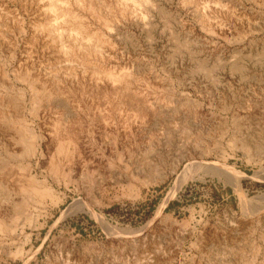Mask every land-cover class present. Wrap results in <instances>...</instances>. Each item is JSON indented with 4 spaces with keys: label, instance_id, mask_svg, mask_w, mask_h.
Wrapping results in <instances>:
<instances>
[{
    "label": "rangeland",
    "instance_id": "rangeland-1",
    "mask_svg": "<svg viewBox=\"0 0 264 264\" xmlns=\"http://www.w3.org/2000/svg\"><path fill=\"white\" fill-rule=\"evenodd\" d=\"M74 1L87 31L111 46L98 61L134 77L132 91L149 110L133 116L110 91L92 90L78 111L73 79L52 76L30 39L39 19L29 6L44 3L0 0V113L13 116L24 103L41 145L27 155L19 143L6 155L0 122V161L16 177L28 167L57 196L54 203L0 190V210L8 207L0 264H261L264 0H153L146 23L132 14L116 21L96 7L88 13ZM35 83L48 98L34 96ZM33 106L38 115L27 111ZM55 121L77 132L80 157L73 145L57 152ZM225 167L236 172L243 202ZM75 201L76 213L63 216ZM12 203L21 213L9 212Z\"/></svg>",
    "mask_w": 264,
    "mask_h": 264
},
{
    "label": "bare ground",
    "instance_id": "bare-ground-1",
    "mask_svg": "<svg viewBox=\"0 0 264 264\" xmlns=\"http://www.w3.org/2000/svg\"><path fill=\"white\" fill-rule=\"evenodd\" d=\"M40 1L44 4L29 6L30 14L34 18L39 19L36 25L32 27V30L30 31L31 33L29 32L32 44L38 47V50L36 52L37 53L36 58L39 59L40 63L44 62L45 64H47V66H50L52 76H55L57 79L60 77V75L61 76L63 75L62 79H66V80L70 78L73 79L72 86L76 89V92L79 95L78 100L75 102L74 108H77L78 111H80V109L83 108V106L86 107L85 99L88 97L85 96L89 94L88 91H90L91 93V91L93 90L96 91L97 93H101L102 92L101 90L104 91L108 90L111 92L110 95L113 97L112 99L113 102L116 103L117 109L122 110L126 108L129 112L131 110V114L133 113V111L138 112L140 110L139 108H141L142 111L144 110V112L145 111L147 112V110H149L148 107L149 103L147 102V100H143L142 99L143 97L141 98L137 97L138 95H135L136 93L135 89L134 91H132L135 85H138L136 83L137 81L134 82V77L123 71L117 72L115 71V69H111V68L109 69L102 64L101 59L104 58L106 60V50H110L111 48L110 44L106 42V39L100 38L96 34L87 31L88 28L81 23V20L79 18L80 16L77 17L78 15H75L73 13L72 7L70 6L68 0H40ZM76 1L78 3L76 6L78 5L81 6L83 10L85 9L89 11L88 13L91 12L93 14L95 13L96 8L97 10L99 8L100 10H102V12H104L105 15L110 16L113 20L116 21L118 19L119 20L123 19L127 14H132L133 16L137 17L139 21L146 23L145 20L151 18V16L148 13L149 8L155 9L153 0H75L74 2ZM146 8H148V10H146ZM98 58L101 59L98 61ZM31 86L34 96H36V94H41V96L44 95L45 98H48L47 97L48 94H44L45 89L43 88L45 87H43V85L41 86V84L35 83V84H31ZM116 100H118L119 102ZM89 101L88 104L90 105ZM19 102L18 104H20ZM34 102L35 100H33V103ZM17 109H16L17 111L14 113L13 116L9 112H6L7 110L6 111L4 110L5 112L0 113V118H1L0 122L1 124L3 123L5 125L4 126L6 128L5 130H7V132L9 133L8 136L10 139L7 140L9 142L7 141L6 143L4 142L2 147L6 155L13 156L16 155V153L14 152L16 148V144L20 143L23 147L22 152H24V154L27 153V155H34L38 150L37 149L38 145L39 146L41 145L38 144V137L35 135L33 129L31 128V125L25 121L26 108L24 103H21V105H19ZM27 111L34 112V114L38 115L40 110L39 111L35 110V107L33 106L31 109H27ZM143 114L141 116H144ZM67 126L64 125V123L63 124L59 122L56 123L50 131V138L52 141L56 140L55 141V144L57 145L56 149L57 152L60 154L64 152L67 153L68 146L73 145L72 147L73 153L71 154L77 156L78 158L80 157V154L83 153L85 148L84 149L81 148V145L83 144H80L81 143L79 141L80 137L76 136L77 132L75 135L74 129L69 128V126L68 127ZM0 127L3 126L1 125ZM80 127L78 129H82ZM79 131L81 132V130ZM81 139H83V137ZM237 145L238 144L235 143V146ZM42 153L43 152L41 151V154ZM87 166L88 165L85 163L81 174L82 178L84 179H86V175H87L84 172ZM62 167H64V165ZM25 170L26 173L25 174L22 173L23 174L22 177L19 176L16 177L18 173L15 171V169L10 168L9 166L3 164V162L0 161V173L4 174L2 175L3 178L1 177L2 180L0 181V190L3 192V194L7 195V193L10 190H12V191H16L20 195H23L24 198L26 199L35 196L38 197L39 199L48 197L50 198L51 202L57 200V196L55 194L54 188L48 181L43 180L40 182H36L35 177L30 176V171H29L30 169H28L27 167V169ZM57 170H59V168H57ZM224 170H225V174L226 173L229 174L228 176L230 178V183L233 186L234 191L239 194L240 199L243 202L245 198L241 196L240 184L236 172L233 171V169L230 167L227 168L225 167ZM63 171L64 170H62L61 172L64 173L65 171L64 172ZM186 172L187 171H185V173ZM189 175L190 174L186 176L190 177ZM184 178H185L184 173H182L180 177L177 179L175 187L180 186L179 184L182 182ZM80 205L81 203L79 201L73 202L63 212V216H69L76 213ZM21 208H22L21 203L20 204L12 203V207L9 209L10 210L9 212L13 216H15L21 213ZM7 213H8V207H2V210H0L1 216H5ZM2 226L4 225L0 224V227ZM261 264H264V255Z\"/></svg>",
    "mask_w": 264,
    "mask_h": 264
}]
</instances>
